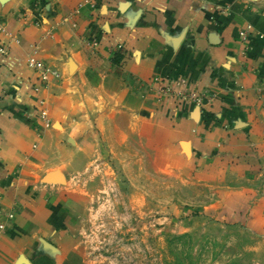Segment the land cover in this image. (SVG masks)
<instances>
[{"label":"crops","instance_id":"0c3cea01","mask_svg":"<svg viewBox=\"0 0 264 264\" xmlns=\"http://www.w3.org/2000/svg\"><path fill=\"white\" fill-rule=\"evenodd\" d=\"M0 25V264H82L69 214L84 193L48 179L77 139L112 152L144 125L165 163L207 181L264 167V0H0ZM29 55L59 78L33 91ZM168 74L201 103L158 100Z\"/></svg>","mask_w":264,"mask_h":264},{"label":"rangeland","instance_id":"374dc122","mask_svg":"<svg viewBox=\"0 0 264 264\" xmlns=\"http://www.w3.org/2000/svg\"><path fill=\"white\" fill-rule=\"evenodd\" d=\"M156 98L163 100L157 89ZM146 132L140 125L112 152L97 135L77 139L76 150L65 151L73 164L49 172V181L84 193L69 214L74 257L82 264H264V167L207 181L165 163ZM241 187L240 197L224 196Z\"/></svg>","mask_w":264,"mask_h":264},{"label":"built area","instance_id":"2783aa9c","mask_svg":"<svg viewBox=\"0 0 264 264\" xmlns=\"http://www.w3.org/2000/svg\"><path fill=\"white\" fill-rule=\"evenodd\" d=\"M0 32H3L2 25H0ZM238 37L242 42H247L249 40V26L239 30ZM7 50V42L0 40V55L5 56L7 54ZM26 65L30 67L36 74L35 81L31 83V89L35 92L46 86L50 81L58 79L60 76L56 69L47 63L34 58L33 55H29L27 57ZM154 82L158 83L156 89L159 93V96L162 98L169 96L172 97L176 106H179L180 104L187 101L199 105L206 95V93L203 91L190 88L188 89V79H186L181 74H168L161 79H154ZM34 108L36 117L42 122L44 127H47L49 125V121L43 101L41 99L36 101ZM6 216L8 219H11L12 214L8 213ZM1 227L2 225L0 224V228Z\"/></svg>","mask_w":264,"mask_h":264}]
</instances>
